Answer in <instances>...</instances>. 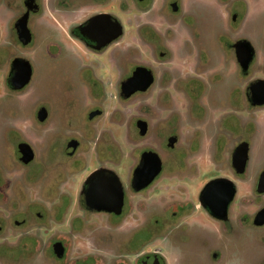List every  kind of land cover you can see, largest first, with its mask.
I'll use <instances>...</instances> for the list:
<instances>
[{
    "label": "flooded vegetation",
    "instance_id": "1",
    "mask_svg": "<svg viewBox=\"0 0 264 264\" xmlns=\"http://www.w3.org/2000/svg\"><path fill=\"white\" fill-rule=\"evenodd\" d=\"M47 2L20 0V6H14L12 0H0V264H18L36 254L65 261L69 255L66 238L73 234L86 235L92 244L94 239L106 242L114 258L111 264H169L164 251L170 253L171 264H264V221L257 218L264 208L260 189L264 162L256 172L249 171L253 147L261 154L264 151V120L256 115L264 103H254L251 90L252 84L264 79V63L259 60V50L264 49L246 37L220 38L218 72L196 71L198 51L201 47L207 51L205 38L211 27L202 11L205 8L188 0H161L156 10L167 11L168 18L181 16L184 21L182 10L189 2L186 9L201 10L208 24L185 21L179 41L168 45L160 40V29L144 23L139 31L146 45L144 59L149 57L148 50L155 57L132 65L127 48L115 45L120 38L104 45L89 29L94 16L108 13L115 19V14L96 8L76 21L75 16L81 14L73 10H82L81 5L110 0H59L55 6ZM220 3L228 5L223 0ZM234 3L235 10L250 9L247 0ZM5 13L11 21L4 27L1 15ZM22 18L26 34L21 30ZM50 18L65 23V39L58 38ZM232 18L240 20L237 11ZM245 39L255 50L246 70L235 46ZM69 42L85 51L87 61ZM104 56L117 66L116 83H111L106 65L96 59ZM137 67L150 70L151 81L127 96L123 83ZM252 72L257 76L244 87ZM136 97L140 108L148 110L136 118L133 135L130 111L124 106ZM212 103L214 110L223 111L213 121L208 114ZM109 116L128 127L134 163L126 182L115 169L123 155L120 144L104 127ZM244 116L249 118L245 123ZM140 123L146 126L144 132ZM150 135L161 140L170 160L154 145L133 147ZM243 142L249 143V157L241 172L234 158ZM148 151L158 154L161 170L141 186L144 177L138 178L136 169ZM93 156L95 166L90 168ZM201 162L217 169L210 180L225 177L234 182L236 191L224 216L217 215L216 205L211 209L212 190L202 196L210 180L194 198L187 188L181 196H157L156 188L165 174L193 177ZM114 174L123 194L118 210L111 180ZM239 184L245 193L238 197ZM214 195L223 197L224 190ZM104 205L109 209L98 208ZM197 211L208 214L215 225L201 223ZM54 223L62 228L59 234L51 232ZM95 263L94 255L74 260V264Z\"/></svg>",
    "mask_w": 264,
    "mask_h": 264
},
{
    "label": "rangeland",
    "instance_id": "2",
    "mask_svg": "<svg viewBox=\"0 0 264 264\" xmlns=\"http://www.w3.org/2000/svg\"><path fill=\"white\" fill-rule=\"evenodd\" d=\"M47 4L49 6H55L60 5L59 0H47ZM51 1V2H50ZM192 2V4H195V7H204L205 10H202L209 19V24H211V27L209 28V32L207 35L206 45L205 49L207 50L204 52V49L201 47L198 51L200 54V57H198V63H197V69L196 71H203L208 70L209 72H218V62L222 59L221 52H222V43L220 42L221 39L228 38L229 40L237 39L238 37H246L250 39L253 43H256L259 47L264 49V0H247L250 9L248 10H235V0H223L228 3V5H223L220 3V0H188ZM14 6H20V0H12ZM91 3V2H90ZM85 3L81 5L82 10H73L74 12H78L81 14V16H75L76 21H79L83 16L88 15L89 13H93L96 10V8L100 9H106L109 10L111 13L115 14L117 18L122 22L124 26V34L120 39L115 43L116 46H121L123 48H127V51H129V57H130V64L138 63L139 61L153 59L154 57L150 54V50H148L149 57L148 59L144 55V46H146L139 34V31H141V26L146 23L155 26V28L160 29V40H163V42H167V44L175 45L176 42L179 41L181 38L180 33H182L181 25L185 23V21H194L198 22L204 26L205 23H207V19L204 14L201 13V10H187V8H190L189 2H186L185 4V10H182V16L184 17V21H182L181 16H174L171 18H168L167 15H171L169 13L160 12V10H156L161 4V0H150L147 4L143 5L142 2H139L138 0H110L109 3H98V4H90ZM157 3V5H156ZM74 4L76 5L77 2ZM74 5V6H75ZM80 6V4H78ZM228 6V10L226 7ZM198 7V8H199ZM238 12L240 20L238 22L234 21L232 18L233 14L235 12ZM1 19L4 20L3 25H7L11 21L10 14H3L1 15ZM52 25L55 29H57V36L58 38L65 39L67 37V26L64 22H56L55 19L50 18ZM53 20V21H52ZM182 23V24H181ZM208 24V23H207ZM185 25V24H184ZM166 28H169V31L166 32ZM194 28V27H193ZM204 28V27H203ZM199 32V28L195 27V33ZM185 35V32H184ZM184 38V37H183ZM221 38V39H220ZM172 39V40H171ZM168 40V41H167ZM197 42V40H196ZM205 43V42H204ZM203 43V44H204ZM70 46L75 47L78 50V53L82 58L87 61L85 58L86 53L85 51L80 47L77 46L74 42H69ZM255 44V45H256ZM198 49V47H197ZM139 51L141 54L139 55ZM260 62L264 63V52L260 49ZM197 54V50L196 53ZM230 57V54H229ZM98 61L103 65L105 64V73L106 76L110 79L111 83H116L118 72H117V66L113 64L111 61L108 62L106 60V57H97ZM203 59V61H202ZM210 59V62L207 63L206 60ZM180 61V59H178ZM89 61V58H88ZM197 61V59H196ZM205 64V65H204ZM208 65V66H207ZM226 66V63L224 62L223 67ZM202 76V74L200 75ZM256 74L253 72L251 73L250 77L246 78L243 82V85L245 87L246 82L252 80ZM163 98H166V96H163ZM206 102V99H204ZM32 100L26 101L25 104L28 105L29 102ZM164 101V100H163ZM138 97L133 98L131 101H129L125 106V110H129V120L128 123L131 125V133L134 135L135 130V120L139 116H143V114H146L147 107L140 108V103ZM124 105V104H123ZM114 106L121 109V107L118 106V102L114 101ZM29 107V106H28ZM214 103L208 105V114L209 118L213 121V119L218 118L220 112L223 111H217L214 110ZM120 115V114H119ZM117 114L116 117H119ZM257 117L261 120H264V109L257 112ZM166 115L163 114V117ZM249 116L250 115H246ZM249 118H243L244 123L245 120H249ZM105 126L107 129H109L113 135L115 136V139L119 142L120 147L122 149V158L120 162L115 165V169L121 179L126 182L128 179V173L131 167L133 166L134 159L132 157V143L130 144L128 142V127L127 125L121 124L119 122H116L114 119H111L109 116L105 122ZM156 130L153 131V133H156ZM245 134V133H244ZM261 135H264V127L262 129ZM153 135L148 136L147 138L141 140V142H134L133 147L140 148L144 145H151L162 153L163 156L169 157L170 155L167 154V150L164 148V144H162L161 140L157 138V140L153 139ZM138 144V145H137ZM86 149H88V140L86 142ZM85 151V150H84ZM95 156H93L92 161H90V164L88 167L93 168L95 166ZM264 162V151L261 154L260 150L254 146L251 151V158H250V164H249V171L250 173L256 172L259 167L263 165ZM170 168V167H169ZM170 170V169H169ZM218 171L217 169L207 163V162H201L198 166V172L193 177H186L183 179L179 178H170L171 174H165L166 177L161 179L159 181L158 187L156 188L157 196H168V195H174V196H181L183 189L187 188V191L189 192L190 196L194 198L197 195V192L206 184L207 181H209L213 176L217 175ZM86 173L82 175L85 176ZM80 182V180H78ZM239 196L244 194L245 192L243 188H241L239 184ZM77 192V184L72 187V193L75 194ZM196 216L199 218V221L205 225L212 226L214 224V221L212 218L208 216L204 211H197ZM67 224V223H66ZM102 226V228L106 231L108 228L107 226H104L102 224H99ZM215 225V224H214ZM61 226L58 223H54L51 226V232L52 234H59L61 230ZM67 242L69 243V255L68 258L65 261H57L53 258L51 255H44L40 254L37 256H31L28 258H24L22 260L18 261V264H74V260H83L86 256L94 255L97 258V263L95 264H111L113 263V259L111 257V253L109 250V246L106 242H101L100 240L94 239V244L91 243V240L87 238L86 235H70V237L66 238ZM243 245H245V241H243ZM149 248V247H148ZM164 255L166 259L168 260V263H172V258L169 252L164 251ZM230 260V259H229ZM232 260V259H231ZM227 262L223 263L226 264ZM233 263L229 262L228 264Z\"/></svg>",
    "mask_w": 264,
    "mask_h": 264
},
{
    "label": "water",
    "instance_id": "3",
    "mask_svg": "<svg viewBox=\"0 0 264 264\" xmlns=\"http://www.w3.org/2000/svg\"><path fill=\"white\" fill-rule=\"evenodd\" d=\"M141 1V0H139ZM21 30H23L24 34H26V21L25 18H22L20 21ZM90 31L93 33H97L101 39V44H107L113 39H118L124 34V26L122 22L118 19H112V16L108 13L105 14H99L97 16H94L92 18V22L89 25ZM237 48L238 55L240 56V59L243 63L244 70H246L251 61L254 58L255 50L252 42L248 39H245L243 41L237 42L235 44ZM151 72L145 67H137L132 76H130L127 80L123 83V90L127 96H129L134 91L141 89L145 84L148 85V83L151 81ZM252 90V99L254 103L262 104L264 103V79H259L257 82L251 85ZM140 126L143 129L146 127L144 123H140ZM249 157V143L243 142L236 150L234 161L236 163V166L238 169L243 172L247 165V160ZM161 170V160L157 153L148 151L145 152L142 156L141 164L136 169V176L144 177L142 179V184L146 185L150 183V181L160 172ZM146 174V176H145ZM111 180L114 184V193L115 197L117 199V204L115 206V209L118 210L120 207L121 199H122V189H121V183L119 180V177L117 174H114L111 177ZM218 188V189H216ZM224 190V196H215L214 193L216 190ZM262 191H264V174L261 179V188ZM212 190V191H211ZM211 191L213 195V199H211V209L214 210L213 205H216V208L218 207V210H216L217 215L224 216L228 205L230 201L232 200L234 194H235V185L234 182L225 177H218L210 180L204 187V190L202 192V196L208 192ZM223 195V194H222ZM203 199V197H202ZM210 206V205H209ZM98 208H108V206H98ZM257 218L259 222L264 221V208L261 209L258 214ZM162 264V263H157Z\"/></svg>",
    "mask_w": 264,
    "mask_h": 264
}]
</instances>
